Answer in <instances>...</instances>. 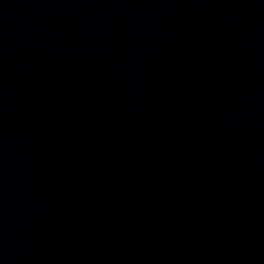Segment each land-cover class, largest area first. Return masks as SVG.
Listing matches in <instances>:
<instances>
[{"label": "water", "instance_id": "1", "mask_svg": "<svg viewBox=\"0 0 264 264\" xmlns=\"http://www.w3.org/2000/svg\"><path fill=\"white\" fill-rule=\"evenodd\" d=\"M0 264H264V0H0Z\"/></svg>", "mask_w": 264, "mask_h": 264}]
</instances>
